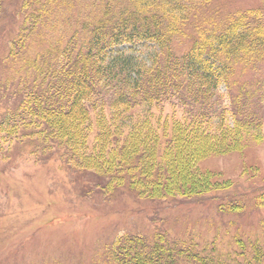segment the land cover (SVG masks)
<instances>
[{"label": "trees", "instance_id": "obj_1", "mask_svg": "<svg viewBox=\"0 0 264 264\" xmlns=\"http://www.w3.org/2000/svg\"><path fill=\"white\" fill-rule=\"evenodd\" d=\"M8 1L0 19L18 21L3 91L15 106L0 133L30 140L41 155L62 152L108 192L127 184L139 197L179 204L226 189L197 164L263 134L264 75L232 95L230 110L218 101L221 85L264 69L262 7L221 15L211 0H15L10 14ZM147 41L149 61L117 49ZM250 197L215 196L216 216L231 223L226 250L218 231L202 243L160 230L117 237L103 263L264 264V216L253 233L237 226L247 210H264V185Z\"/></svg>", "mask_w": 264, "mask_h": 264}, {"label": "rangeland", "instance_id": "obj_2", "mask_svg": "<svg viewBox=\"0 0 264 264\" xmlns=\"http://www.w3.org/2000/svg\"><path fill=\"white\" fill-rule=\"evenodd\" d=\"M211 1L221 15L258 7L264 9V0ZM183 2L181 4H185ZM6 6L11 14L15 0L8 1ZM16 21L18 19L10 16L3 22L2 17L0 19V121L2 115L15 106L14 99L3 91L8 71L4 72L2 62L9 37L17 30ZM117 49L149 61L155 45L148 41L124 43ZM258 69L260 74L255 68H247L230 88L221 85L218 89L221 105L230 110L232 95L239 94L241 86L263 78V67ZM167 110L170 112L171 108ZM262 133L260 139L255 133L250 134L239 147L210 153L198 162L201 174L225 190L210 192L201 202L178 204L139 197L127 184L108 192L92 180L93 173H75L62 152L50 157L41 155L30 140H16L2 132L0 264H104L106 249L117 237L150 235L160 230L175 235L190 234L202 243L211 242L218 231L225 235L220 247L226 250L229 237L225 231L228 232L227 225L231 223L226 225V219L223 221L216 216L215 205L222 199L217 201L215 196H240L244 203L250 204V196L263 187L264 129ZM247 212L250 218L237 226L248 230L249 234L259 226L264 210Z\"/></svg>", "mask_w": 264, "mask_h": 264}]
</instances>
